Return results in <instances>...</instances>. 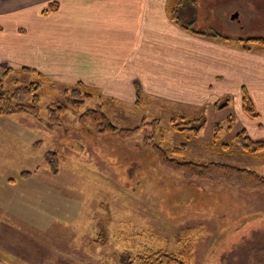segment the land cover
<instances>
[{
    "label": "rangeland",
    "instance_id": "obj_1",
    "mask_svg": "<svg viewBox=\"0 0 264 264\" xmlns=\"http://www.w3.org/2000/svg\"><path fill=\"white\" fill-rule=\"evenodd\" d=\"M181 4L184 23L195 30L240 46L264 38V0ZM4 69L0 88L40 82L41 118L0 115V264H129L127 257L143 249L178 251L179 233L195 225L205 232L196 239L191 264H227L226 254L247 241H264V190L186 179L161 163L152 147L158 144L178 158L170 148L184 142L186 159L229 163L264 175V157L243 153L235 144L234 134L243 126L232 93L220 97L221 109L155 100L144 92L147 98L137 106L95 96L75 109L69 103L72 86L28 73L5 75ZM53 102L67 106L59 123L48 122ZM98 103L109 122L137 127V133L120 139L98 132L90 120L82 124L79 114ZM201 114L205 122L197 135L174 129L172 121L179 124L180 116ZM230 116L232 129H219V141L213 142V126L228 125ZM23 171L30 174L21 177Z\"/></svg>",
    "mask_w": 264,
    "mask_h": 264
},
{
    "label": "crops",
    "instance_id": "obj_2",
    "mask_svg": "<svg viewBox=\"0 0 264 264\" xmlns=\"http://www.w3.org/2000/svg\"><path fill=\"white\" fill-rule=\"evenodd\" d=\"M51 3L57 7L44 11ZM169 7L170 0H0V67L82 82L116 103L134 104L139 89L216 109L232 93L242 129L264 138V50L194 34L170 18ZM184 14L180 6L181 22ZM242 87L258 118L243 111Z\"/></svg>",
    "mask_w": 264,
    "mask_h": 264
},
{
    "label": "trees",
    "instance_id": "obj_3",
    "mask_svg": "<svg viewBox=\"0 0 264 264\" xmlns=\"http://www.w3.org/2000/svg\"><path fill=\"white\" fill-rule=\"evenodd\" d=\"M183 0H170L169 16L175 21V23L180 24V26L190 32L209 37L211 39L224 41V39L215 33H205L199 30H195L191 27L190 23L181 22L179 17V6ZM57 7L56 3H51L44 10H50ZM251 45L248 44L241 45L244 49H254V50H264V38H250ZM225 42V41H224ZM20 72L32 71L28 68L19 69ZM16 70L5 68L3 73H15ZM35 76L43 81H49L47 78L36 73ZM50 82V81H49ZM40 87V82H30L29 84L15 85L12 88H0V115H9L13 113H23L32 117H39V95L38 89ZM72 95L69 98V103L72 108L78 109L84 103V99H91L95 96L104 101L111 100L110 98H105L100 94L99 90L87 86L82 82H77L72 85L71 89ZM147 98L141 93L139 89L136 92L135 106L140 104V101ZM142 102V101H141ZM241 103L242 109L247 116L250 118H258L259 112L256 110L251 97L249 96L245 87L241 88ZM59 103L53 102L48 105V122L49 123H59V114H62L67 106L61 105ZM225 106L224 103L220 104L218 101L215 103L214 108L221 109ZM79 121L90 120L92 121L98 132L116 134L120 139H126L132 137L137 133V127L134 128H120L115 126L113 123L109 122L106 115L101 109V105L98 103L95 107L87 108L79 114ZM232 118H228L229 123L226 126H222L220 123H216L213 126V142H218V131L219 129L225 128L226 130L232 129ZM174 129L177 131H182V129H190V135H197L201 126L205 122L203 114L196 116L184 117L180 116V123H173ZM188 137H191V136ZM235 144L240 151L248 155H254L257 157H264V138H253L245 129H240L234 134ZM147 143L150 144V138H147ZM153 144V143H152ZM221 144L226 145V142ZM151 145V144H150ZM158 159L161 163H164L169 168L179 171L186 179H199L205 180L215 185H222L231 189L246 190V191H263L264 190V175L257 173L253 169L239 167L233 164L213 161V160H192L186 159L185 154L187 150V144L182 142L179 145L172 146L170 151L173 155H178L179 157H171L167 154L165 149L158 144L152 145ZM56 161V158H55ZM56 165V164H55ZM30 174L29 171L21 172V177H26ZM205 232L203 225H195L185 227L179 233V240L181 243V248L176 252H166L157 249H143L142 251L136 253L134 256L127 257V263L129 264H191L194 258V246L196 239ZM262 244L264 246V241H258L257 243L249 242L237 251L226 254L224 260L230 264H264V250H261ZM225 256V255H224ZM224 258V257H223Z\"/></svg>",
    "mask_w": 264,
    "mask_h": 264
},
{
    "label": "water",
    "instance_id": "obj_4",
    "mask_svg": "<svg viewBox=\"0 0 264 264\" xmlns=\"http://www.w3.org/2000/svg\"><path fill=\"white\" fill-rule=\"evenodd\" d=\"M237 17V13L232 14L231 18Z\"/></svg>",
    "mask_w": 264,
    "mask_h": 264
}]
</instances>
